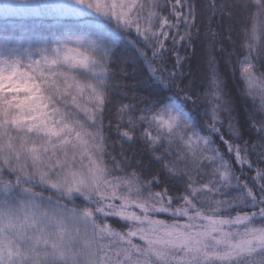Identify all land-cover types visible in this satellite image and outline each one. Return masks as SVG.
I'll use <instances>...</instances> for the list:
<instances>
[{
	"label": "snow or ice",
	"instance_id": "snow-or-ice-1",
	"mask_svg": "<svg viewBox=\"0 0 264 264\" xmlns=\"http://www.w3.org/2000/svg\"><path fill=\"white\" fill-rule=\"evenodd\" d=\"M0 264H264V0H0Z\"/></svg>",
	"mask_w": 264,
	"mask_h": 264
},
{
	"label": "trees",
	"instance_id": "trees-1",
	"mask_svg": "<svg viewBox=\"0 0 264 264\" xmlns=\"http://www.w3.org/2000/svg\"><path fill=\"white\" fill-rule=\"evenodd\" d=\"M251 23H252V21L249 20V26H251ZM254 54H255V53H254ZM237 58L243 59V52H242V50L239 48L238 45H237V48H236V53H235V55L232 57V63H231L230 67H229L228 70H227V71H228V75H229V73L233 74V72H235V75H236V78H237V79H229L228 75L225 76L224 78L227 79V80L229 81V84H230V82H231L232 84L238 82V77H239L240 68H239V65L236 63ZM200 65H201V64H200ZM200 65H198L196 61H193V63H192L190 66L186 67L185 71H186V72L191 71V72L193 73V79H194V78L196 79L197 71H196L195 68H196V67L200 68ZM221 67H223V66H221ZM143 68H144V71H145V73H146V71H147L146 68L143 67V66H141L139 63H137L135 66H130L129 69H128V71H129L130 74H132L133 76H135V74H133L134 71L137 70V69H139V71H140V70L143 69ZM136 75H138V74H136Z\"/></svg>",
	"mask_w": 264,
	"mask_h": 264
},
{
	"label": "rangeland",
	"instance_id": "rangeland-1",
	"mask_svg": "<svg viewBox=\"0 0 264 264\" xmlns=\"http://www.w3.org/2000/svg\"><path fill=\"white\" fill-rule=\"evenodd\" d=\"M195 69H196V71H197L196 79H197L199 76L204 75L205 72H206V68H205V66H204L203 64L200 65V68L196 67ZM133 74H135V77H143L146 73H145L144 68H143V69H141L140 71H139V69L135 70ZM136 74H138V75H136ZM228 77H229V79H232V74L229 73ZM192 78H193V77H192ZM196 79L194 78L193 80H196ZM225 80H226V82L229 84V81H228L227 79H225ZM231 85H232V83L230 82V84H229V87H230V88H231Z\"/></svg>",
	"mask_w": 264,
	"mask_h": 264
}]
</instances>
